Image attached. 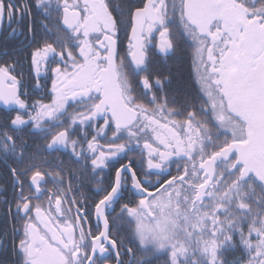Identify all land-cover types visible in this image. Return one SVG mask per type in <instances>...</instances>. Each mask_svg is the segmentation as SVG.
I'll use <instances>...</instances> for the list:
<instances>
[{"label": "snow or ice", "instance_id": "1", "mask_svg": "<svg viewBox=\"0 0 264 264\" xmlns=\"http://www.w3.org/2000/svg\"><path fill=\"white\" fill-rule=\"evenodd\" d=\"M0 34L12 264H264V0H0Z\"/></svg>", "mask_w": 264, "mask_h": 264}, {"label": "flooded vegetation", "instance_id": "2", "mask_svg": "<svg viewBox=\"0 0 264 264\" xmlns=\"http://www.w3.org/2000/svg\"><path fill=\"white\" fill-rule=\"evenodd\" d=\"M5 23H6V21H5ZM20 40H22V37L17 38L14 41L5 42L3 40L2 34H0V54L3 53L5 47L11 48L14 46L15 43H19ZM126 43H127V41L125 40L124 41L125 46H126ZM181 47H183V45ZM182 54L186 57L188 71L190 72V60L188 59V57L183 52H179L178 55L171 57L168 60L167 65L164 64L163 60L160 58V56L158 54L154 55L153 58H154V60H156L160 64L162 69H167L170 67L171 71L173 72L172 66H174L176 62L181 60L180 55H182ZM4 110H5L4 106L0 105V115H2V112ZM30 143H40V141L37 138L33 137L30 140ZM153 179H156V177L153 176ZM5 182H7V176H6V173L4 170V165L2 162H0V183H5ZM9 191H10V189H9ZM124 195H125V199L131 198L128 193H125ZM4 207H6V206H0V235H3V231L5 229V219L6 218L4 216ZM93 224H95V221H93ZM10 230H11V225L9 224L8 225V231L10 232ZM122 231H124V229H122ZM6 245H7L6 248L4 246H0V261H5L6 264H12L14 257L11 256V236L10 235L8 236V238L6 240ZM236 254H229L228 259L231 260L232 256L236 255ZM125 259H127V257H125ZM153 264H157V262L153 261Z\"/></svg>", "mask_w": 264, "mask_h": 264}, {"label": "trees", "instance_id": "3", "mask_svg": "<svg viewBox=\"0 0 264 264\" xmlns=\"http://www.w3.org/2000/svg\"><path fill=\"white\" fill-rule=\"evenodd\" d=\"M132 2H135V0H132ZM181 60L176 62L174 66H172L173 73H180V76L182 79H187L189 75L188 66H187V60L186 57L182 54ZM236 255H239L238 253Z\"/></svg>", "mask_w": 264, "mask_h": 264}]
</instances>
